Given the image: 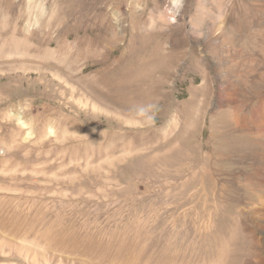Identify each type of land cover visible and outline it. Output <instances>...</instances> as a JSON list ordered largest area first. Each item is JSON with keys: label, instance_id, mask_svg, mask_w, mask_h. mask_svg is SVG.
<instances>
[{"label": "rangeland", "instance_id": "374dc122", "mask_svg": "<svg viewBox=\"0 0 264 264\" xmlns=\"http://www.w3.org/2000/svg\"><path fill=\"white\" fill-rule=\"evenodd\" d=\"M0 264H264V0H0Z\"/></svg>", "mask_w": 264, "mask_h": 264}, {"label": "bare ground", "instance_id": "6f19581e", "mask_svg": "<svg viewBox=\"0 0 264 264\" xmlns=\"http://www.w3.org/2000/svg\"><path fill=\"white\" fill-rule=\"evenodd\" d=\"M128 106V105H127ZM241 110V106L239 105H235L234 110L231 111V113H234V118L237 119L238 121L242 118V115L240 114ZM19 122L21 125H23L24 127L27 126L26 122L24 121L23 117L20 114H14L13 115Z\"/></svg>", "mask_w": 264, "mask_h": 264}]
</instances>
